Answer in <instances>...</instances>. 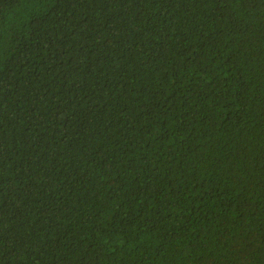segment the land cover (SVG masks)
<instances>
[{
    "label": "trees",
    "instance_id": "16d2710c",
    "mask_svg": "<svg viewBox=\"0 0 264 264\" xmlns=\"http://www.w3.org/2000/svg\"><path fill=\"white\" fill-rule=\"evenodd\" d=\"M0 264H264V0H0Z\"/></svg>",
    "mask_w": 264,
    "mask_h": 264
}]
</instances>
